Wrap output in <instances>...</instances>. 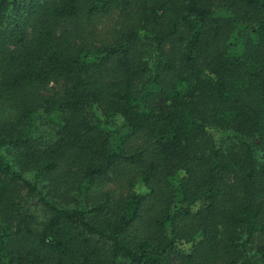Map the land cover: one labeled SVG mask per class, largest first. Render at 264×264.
<instances>
[{"label": "trees", "instance_id": "16d2710c", "mask_svg": "<svg viewBox=\"0 0 264 264\" xmlns=\"http://www.w3.org/2000/svg\"><path fill=\"white\" fill-rule=\"evenodd\" d=\"M168 259L264 264V0H0V264Z\"/></svg>", "mask_w": 264, "mask_h": 264}, {"label": "rangeland", "instance_id": "374dc122", "mask_svg": "<svg viewBox=\"0 0 264 264\" xmlns=\"http://www.w3.org/2000/svg\"><path fill=\"white\" fill-rule=\"evenodd\" d=\"M64 25L68 26V23H63L60 27V29H62L64 27ZM150 42H148V44L145 45V47L150 50ZM11 47H9L10 49ZM240 44H239V40L237 38H235V35H233L232 40L230 42V52L231 53H239L240 51ZM63 87V83L61 80L59 81H51L49 82L46 86H44L45 92H51V91H55V92H60L62 90ZM114 121L116 123V126H122V120L119 117H115ZM32 132L31 135L35 138L40 139L41 141H50L52 139H54V132L53 130L46 125H33L32 127ZM108 187L111 189H115L117 192H126L127 191V185L124 183H113L111 182L110 184H108ZM175 262L172 259H168L167 264H174Z\"/></svg>", "mask_w": 264, "mask_h": 264}]
</instances>
